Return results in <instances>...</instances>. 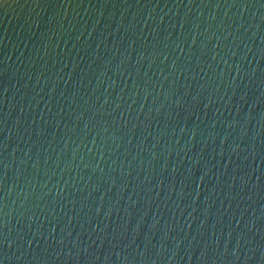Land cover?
<instances>
[{
  "label": "water",
  "instance_id": "95a60500",
  "mask_svg": "<svg viewBox=\"0 0 264 264\" xmlns=\"http://www.w3.org/2000/svg\"><path fill=\"white\" fill-rule=\"evenodd\" d=\"M0 264H264V0H0Z\"/></svg>",
  "mask_w": 264,
  "mask_h": 264
}]
</instances>
